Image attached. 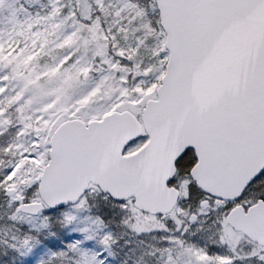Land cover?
<instances>
[{"label": "snow or ice", "instance_id": "snow-or-ice-1", "mask_svg": "<svg viewBox=\"0 0 264 264\" xmlns=\"http://www.w3.org/2000/svg\"><path fill=\"white\" fill-rule=\"evenodd\" d=\"M0 264H264V0H0Z\"/></svg>", "mask_w": 264, "mask_h": 264}]
</instances>
